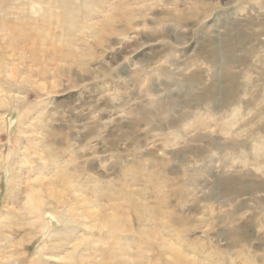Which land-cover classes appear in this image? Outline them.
<instances>
[{
  "label": "rangeland",
  "instance_id": "374dc122",
  "mask_svg": "<svg viewBox=\"0 0 264 264\" xmlns=\"http://www.w3.org/2000/svg\"><path fill=\"white\" fill-rule=\"evenodd\" d=\"M5 1L0 73L8 33L21 36L23 69L31 39L40 74L49 61L56 72L45 94L0 77V90L22 88L30 102L0 109L11 128L0 131L1 155L13 150L18 121L39 112L49 166L32 157L35 173L23 171L11 198L0 161V264H72L70 253L88 255L80 242L110 240L81 222L57 237L30 218L2 222L6 206L15 217L26 207V181L41 170L70 202L84 190L90 206L122 218L121 257L108 264H174L165 240L200 264H264V0H40L41 17L27 3L19 25ZM223 46L233 55L216 67ZM231 57L244 60L230 69L235 81L223 69Z\"/></svg>",
  "mask_w": 264,
  "mask_h": 264
},
{
  "label": "bare ground",
  "instance_id": "6f19581e",
  "mask_svg": "<svg viewBox=\"0 0 264 264\" xmlns=\"http://www.w3.org/2000/svg\"><path fill=\"white\" fill-rule=\"evenodd\" d=\"M11 1L14 4L11 6V9L16 11L15 16L18 22L16 24L18 25L22 23L19 17L21 14H23V12H25L26 7L28 5L27 3H33L34 6L33 11L35 14L38 15L40 14V17H41V13L44 12L42 2L40 0H11ZM5 2H6L5 0H0V9L2 8ZM29 6L31 5L29 4ZM13 26L16 27L15 24ZM46 27L48 26L44 25L43 27L45 31L48 30ZM13 31L16 32V30ZM6 32H9V30H6ZM8 36L10 37V41H8L9 43L7 45V51H10L12 53L7 54L8 61L7 62L4 61L6 70H4L5 72L0 73V77L3 74H5V76L4 75L3 76L6 77L8 83L14 84L15 86L31 88L37 92L42 91V93H44L49 86L50 88H52L53 85L55 86V84H53V80L50 79V77L54 76L56 72V70H54L51 66V64L53 63L49 61L48 64L45 66L46 67V69L44 70L45 74L44 75L40 74L37 63L38 60L40 61V56L38 58L37 55L40 54L38 53L37 47H35V45H33L32 42L30 41L31 39H29V44L25 48V50H28L30 54L28 58L30 64L28 65V67L26 66L27 69H23L24 63L22 62V60L24 59L21 58L25 55V53L24 50L21 48L20 44H18V42L16 41L21 36L18 33L16 34V36L12 35V33H8ZM222 55H229V56L233 55V51L231 52V50L225 46L217 49V55L215 56V59L213 61L215 66H216L215 60L223 57ZM242 61L244 60H237L236 58L234 59V57L224 59L225 66L223 69L224 71L226 70L225 71L226 74L232 77L231 79L232 81L238 79L237 76L231 75L233 66L242 63ZM44 79H50V80H47V82L43 83ZM211 88L212 89L210 90H212L213 92L218 91L216 86L212 85ZM21 89L22 88H17V90H14L12 88H9V89H5V91L0 90V109L7 108L9 110L12 109L15 110V109H19L20 107L22 108L28 106L30 102L27 96L25 95L26 93L24 94ZM53 112H54L53 110H47V112L45 113L46 115L49 116V121L55 120L56 116L54 115ZM40 115L41 114L37 112L35 113V117H31L26 120H19L18 123L21 125V127L15 133L16 141L14 143L13 150L11 151L12 154L10 152V154L7 155V157H4L1 155L0 152V161L7 162V163L5 162L6 171L9 172L8 174L10 176L8 181V192L11 195V198H13L14 195H18V194L21 195V190L23 189V185L25 183L22 182L23 171L29 170L28 172L30 173L34 171L33 170L34 161L32 160V157H35L36 159L38 158L41 161L42 169H47L49 167L44 162V159L40 154L41 152L40 148L42 147L43 144V142L38 138V131L43 125L41 122L42 117H40ZM179 120L180 123L185 122V120L183 119H179ZM6 123L7 122L5 121L0 122V131L1 129L7 131L11 129L10 127L9 128L7 127ZM13 125L14 122H11V127H13ZM178 132L181 133V131ZM24 141L30 145V149H28L25 145H23ZM15 155H17V158L14 157ZM35 175L39 176L38 180H34L31 183L26 181L27 183L26 207L22 211L19 210L17 213L18 215H16L15 217L14 212H16V209L8 208L9 206L6 207L4 206L5 208L3 209L1 215L2 218H4L2 219V222L4 220L8 222V221L20 220L23 218H30L31 221L29 225L31 229L40 227L44 231L49 230L50 231L49 234L52 237L64 236L68 231L75 230L77 224L81 222L84 226H86V229H88L90 232L95 230H99L100 232L107 230L109 231L111 237L110 240H108L107 242L102 240L91 241L89 239H86L87 240L86 243L84 240L83 242L77 244L76 248H78V250L83 246H87L88 255L85 256L83 254H77L76 252L70 253V255H68V259H70L72 264H108L106 263V259H105L106 257L111 258L113 256V259L115 257L116 258L121 257L120 249H119V247L121 248V246L116 239V235L123 228V220L118 214H116L115 212H110V213L106 212L107 209L105 210V212H102L101 214L100 210H97L98 207L89 205V202L86 200V193L84 190L74 191V193L71 196L72 198L74 197V199L72 202H70V195L67 193L68 191H61V192L59 191L57 187L58 186L57 182L54 176L50 172L44 174V172L41 170L40 172H36ZM2 178H0V182H2ZM16 180L17 182H22L21 185H18ZM229 182L230 181H228L227 183ZM232 182L234 181L232 180ZM24 213H27V215H23ZM58 225H61V227L63 226L62 231L55 230V227ZM163 244L165 247L169 249L174 264H200L199 261L192 258L191 254H186L184 253L185 251L183 252L179 250V248L177 249L174 244H170L166 240L164 241ZM116 247L118 248V251ZM77 255L81 263L79 262V260L77 261L76 259ZM3 256L8 257L6 255ZM99 258L101 259V261H98ZM110 264H116V263L110 262Z\"/></svg>",
  "mask_w": 264,
  "mask_h": 264
}]
</instances>
